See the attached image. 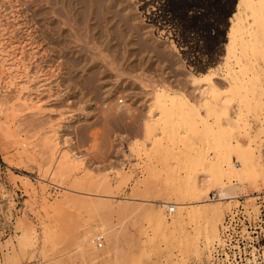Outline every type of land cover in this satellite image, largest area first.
<instances>
[{
    "label": "rangeland",
    "instance_id": "obj_1",
    "mask_svg": "<svg viewBox=\"0 0 264 264\" xmlns=\"http://www.w3.org/2000/svg\"><path fill=\"white\" fill-rule=\"evenodd\" d=\"M68 1L64 0L66 4ZM139 1L100 0L99 2L104 6L112 4L104 19L105 22L108 21L111 34L106 32L103 33L104 35L99 33L102 31L100 28L95 31L92 29L96 21L97 24L102 23V19L98 20L100 16L97 9L94 15L87 14L90 19L96 17L92 22L85 14L87 13L85 6L74 7L72 14L68 9L72 18L66 16L68 14L64 15L68 21L64 16L61 17L62 21L68 24L65 25L66 27L60 26V28L64 26V31L59 33L63 36L60 37L56 34L58 31L55 33L50 31L51 27L56 26L58 19L56 20V16L51 14L52 7L46 4V1L41 3L39 0H0V39L4 47L8 46L7 51L16 50L17 53H23L19 57L24 60L27 77L31 79L30 85L28 84L30 94L32 93L31 98L33 101L38 100L39 108L37 111L26 110L27 107H23L21 102H16L18 91L0 88V106L3 105L0 107L2 111L0 123L4 119V123L0 124V183L3 185V189L0 187V208L4 219L10 225V232L0 236V247L2 242L8 240L10 251L12 249V253L8 252L6 259L0 251V264L47 262L48 264L50 262L51 264L52 262L104 264L100 259L104 262L105 259L112 260L117 250L119 256L125 257L126 264H227L225 258L215 257V249L212 248L218 245L216 240L211 247L212 260H207L204 256L206 259L204 261L203 256L198 255L199 260L201 259V263H198V258L193 257L198 254L194 255L193 245L197 244L203 248L206 232L210 231L212 226L210 225L212 223H209L212 220L209 221L207 217L205 220L202 218L204 216L200 218L201 215L197 212L195 213L197 216L194 215L195 219L192 216L191 221L187 218L188 221L183 217V224L173 230L171 228L166 232L167 234L165 230H155L163 221H169L166 218L161 219L156 214L163 210L159 203L165 202L169 204V208H174L179 203L175 199L179 195L177 188L181 180L192 173L190 177L201 181L198 179H201L202 172L194 159L189 160L185 155L180 158L185 159L184 161L169 157L163 146L152 145V141L144 140L147 138L143 125L149 119L148 106L153 103L151 93L155 87L179 91L192 103L198 104V99L202 96H200L201 90L198 91L195 89L196 86L191 85V78L214 73L213 81L218 91L223 93L222 90L229 87L224 53L226 34L230 27L228 20L233 13L236 0H156L153 7L149 6L143 10ZM57 6L56 9L60 8L61 3ZM153 9L154 11H151ZM125 13H130L135 18V23L146 30L140 33L133 27L142 35L136 36L134 31H131L134 30L132 28L134 21L132 19L130 22L126 19ZM77 20L80 24L76 22ZM69 24L70 27L73 26L72 29L69 28ZM88 26L92 30L88 29ZM119 27L122 30V37L118 36ZM68 28L70 32L67 31ZM78 28L80 31L77 30ZM75 30L81 36L74 32ZM66 33L70 36L68 37ZM70 33H75L76 36ZM143 34L146 39L142 38ZM73 37H76V46ZM68 40L70 41L67 42ZM124 40L128 46L123 42ZM58 41L61 46H57ZM63 42L70 43V48H63L61 44ZM122 43L126 45L125 48ZM232 63L230 61V65ZM260 63L258 66L263 64L264 67V63ZM263 67H260L261 70ZM51 70L55 73L54 77L57 74V78L50 77L45 82V76L49 78L50 74L47 73H52ZM261 82L251 85L248 88L250 93H247L249 98L251 96L250 102H254V105L251 104L252 102L250 104L257 108H252L248 100L245 101L246 104L242 102L237 104L238 95H235V98L229 96L231 101L236 100L235 102L233 100V104L229 102V105H226L231 116L235 115L234 112L236 113L240 106L255 109V112L262 107L258 109L261 110L259 114L255 115H258V119L251 116V110L243 108V113L247 111L248 113L242 116L243 123H240V127L246 124L245 130L251 138L250 145L254 148L255 155L258 152L256 156H261L259 161L262 162L258 161L260 169L264 167V133L259 135V130L262 128L258 121L264 118V94L260 96L261 98L257 97L258 100L256 91L262 87L264 89V81ZM252 86H256V89ZM225 91L223 94H227ZM24 93L20 97H24ZM242 93L240 92L239 95ZM251 93L253 96L250 95ZM220 96V98L224 97L221 94ZM157 114L158 110L152 111L150 119L155 120ZM243 129L233 133L235 136L238 134L237 139L245 146L247 142L242 137ZM152 133V138L162 139L164 142L170 140L166 137L168 140L166 141L157 130ZM203 138L199 134L197 140L195 139V143H199L197 148L201 149L205 144ZM63 140H66L67 144L64 145ZM131 141L137 144L134 146L129 143ZM70 145L76 156L74 161L65 160L59 153L63 147L68 149ZM234 156H231L232 164L239 169L240 164ZM260 169L258 172L264 175V168L261 169L262 173ZM251 177L253 181L249 178L250 182L258 183L255 187L252 184L251 191L249 190L251 198H238L239 202L236 206H232L229 212L225 211L222 222L224 223V218L228 214L237 211L238 217L243 221L240 222L242 232L246 233L247 225L250 226V231L257 230L259 239H262L258 245L264 247V183L262 180L263 185H259L261 177L259 180L256 177V181L254 175ZM262 178L264 179V176ZM41 186H44L45 190ZM257 187L260 191L255 190ZM213 190L211 188L208 190V197L216 200V193ZM248 200L254 201L250 204ZM194 202L196 201L191 199L182 201L188 204L182 207L184 211L194 208L191 205ZM99 203L103 206H99ZM95 204L98 208L93 206ZM250 205L251 208L258 207V210L253 209L259 212L251 211ZM193 210L201 209L198 210L197 206V209ZM28 227L35 230L37 239L31 246L23 248L21 238ZM48 227L51 231H56L58 237L53 236L55 233H48ZM169 231H172L171 234ZM249 235L246 233L247 237ZM99 236L105 252H98L95 259L94 256L91 258L90 255H85L84 252L87 251L85 237L87 240L90 237V240L96 241ZM181 246L184 248L186 246V250ZM119 252H123L124 255L122 253L120 255ZM251 252L254 257H251ZM251 252L250 257H246L250 260L248 264H259L256 250L252 249ZM191 253L193 255H190ZM251 259L256 260L253 263Z\"/></svg>",
    "mask_w": 264,
    "mask_h": 264
},
{
    "label": "bare ground",
    "instance_id": "obj_2",
    "mask_svg": "<svg viewBox=\"0 0 264 264\" xmlns=\"http://www.w3.org/2000/svg\"><path fill=\"white\" fill-rule=\"evenodd\" d=\"M39 1H41V3H42V1H46V4H49V6L51 5V7H52L51 14L56 16V20L58 19V21L56 22V26H58V27H56V26L53 27V28L51 27L50 31H54L53 33L58 31V32H56V34H58V36H60V37L63 36L62 34H59L60 31L63 32L64 31L63 27L65 25L67 26V24H68L67 22L64 23V21H62L61 17H63L65 14H68L66 16H71V14L73 13V10H75L76 6L79 7L80 5L81 6L83 5V6H85L87 8V9L85 8L86 9L85 11L87 12L85 14H86L87 17L90 14L92 15L94 12L97 13V11H98V15L101 17V18L99 17L98 20L102 19L101 20L102 23L97 24V21H96V24L94 23L92 25V29L94 31H95V29L100 28L102 30V31L99 30V31H101V32H99L100 34L101 33L103 34V33H106V32L110 33L109 26H108V21L105 22L104 19H105V16L109 13L110 6L112 4L109 5V6H104V5H102L103 3L101 4L99 2L100 0H69V1L67 0L68 1L67 4L64 2V0H39ZM154 2H156V0H140L139 1L140 6H141L140 8L143 10L144 8H147L149 6L153 7V3ZM60 3H61V7L56 9L55 7L57 5H59ZM46 4H44V5H46ZM68 9H69V11L70 10L72 11V12H70L71 14L68 13ZM96 9H97V11H96ZM127 9H129V8H127ZM64 10H65V12H64ZM151 11H154V9L151 10ZM74 14H73V17H74ZM87 14H89V15H87ZM125 14H126L125 18L128 19L130 22H131L132 19H133V21L135 20V18L130 13H128V14L125 13ZM66 18L67 17H65V19ZM71 18H72V16H71ZM83 18H85V16ZM95 18L96 17H94L93 19H95ZM93 19L92 18L90 19L91 22L95 21ZM106 20H107V18H106ZM66 21H68V20L66 19ZM129 21H127V23ZM76 22H79V20H77ZM76 22H75V25L77 24ZM87 22H88V20H87ZM87 22H86V24H87ZM130 22H129V24H131ZM84 23H85V21H84ZM228 23H229L230 27L228 29V33L226 34L227 35L226 36V41L227 42H226V45H225L224 59H225V73H226V76L228 77L227 80L229 81V82L227 81L229 83V85H227V86H229L228 87L229 88V92H228V88L225 89L226 91L222 90L223 93L225 91V92H227V94L226 93L223 94V93H221V91H218L217 88L215 87L216 86L214 84L215 82L213 81L214 80L213 79L214 75L212 76V74H214V73L210 74L209 72H208L209 74H206V75L204 74V76H201V77L191 78L192 77L191 75H190L191 77H189V78L192 79L191 85L193 84L194 86H196L197 88L195 87V89H198V91L201 90L200 91V96L201 95L202 96H201V99H198L199 100V104L196 103V102L192 103V101H190L188 99V97L185 96V94L180 93L179 91L177 92V91H171V90H168V89H162V88H158V87L156 88L155 87L154 90H152L153 92L151 93L152 98H153V103L150 104V106H148L149 108H148L147 116L149 117V119H148L147 122H145L144 125L142 124L144 126L143 128H145V134H146L145 138H147V139H144V140L152 141V145L163 146V150H165L166 155L169 156V157L172 156V157H176V158L180 159L182 156L185 155V156H187L186 158H189V160L190 159H194V162L195 161H196V163L198 162L197 165L199 164L198 166L201 167L200 171L202 172V174H201V172L199 174L202 175L203 179H202V177H201V179H198V180H201V181H196L197 180L196 178L190 177V176H192V173H191V175L187 174L186 178L181 180V182L178 184L179 187L177 188V190L179 191V195L176 197L177 199H175V200L177 202H179V203H177L176 205L174 204L175 205L174 208H169L168 207L169 206L168 203H165V202L159 203L161 205V207L163 208V210L158 211L156 214H158L161 219H165L166 218L169 221L167 222L165 220L162 223H160L159 225H157L156 228H155V230L156 229L165 230L164 232L166 233L171 228L173 230V228H176V226L180 227V225L183 224L182 222L184 221L182 219L183 217H185L186 219L188 218L190 220L192 218V216L194 217V215H196L195 214L196 212H197V214L199 213V215H201V216H199L200 218L202 216H204L205 218L202 217L203 219L206 220L208 218V220L209 219L212 220V222H209L210 220L208 221L209 223H212V224H210L212 226L210 227L211 230L209 229L210 231L206 232V236L204 238L205 243L203 242L204 243L203 244L204 247L200 248L197 244L193 245L194 246L193 249L195 251L194 255H196L198 253L196 256H193V257H196V259L198 258L197 260H199V258H200L199 256L200 255L203 256V260L205 258H207V260L212 258L211 257V251H212V249L214 250L216 248L213 247L211 249V247H212V243L215 240H216V243L218 244V246L222 245V243H221V235L220 234H221V230H223V227H224V223L222 221H223V217H225L224 214H226L225 211H228V210L230 211V208L232 206H234V205L236 206V203L239 202L238 198H240V197H244V198H248V199L251 198V194H250L251 192L249 193V190H250V188H252V186H253L252 184H254V187H255V185L258 186L257 185L258 183L250 182L251 180L249 178L252 179L251 176L254 175L255 178L254 177L253 178H254V181H256L257 179L259 180V177H261L259 185H263V183H264V179L262 178L264 175L260 174V172H258L259 171L258 169H260V165L258 164V161L260 159L259 157H261V156L257 157L258 156V152H257V154H256L257 156H256L255 153H254V148H252V146L250 145V142H251L250 139L251 138L249 137V133L245 130L246 124L242 125L243 127H240L241 126L240 123H243V119H244L242 117L243 115L245 116V114L248 113L249 110H251V112L254 113V115H252V113H251V116H254V117H256L255 119H258L257 118L258 115L257 116H255V115H256V113L261 111V110L258 111V109L262 108V107H259L258 109H256V112H255V109L254 110L252 109V108H257V107H254V106L251 105L254 102L253 101H251L252 103L250 102V98H251L250 95H252V93L249 95L250 96V98H249L248 94L250 93L249 92L250 89H248V88H250V86L253 85V84L256 85V84H258V82H260V81L263 82L264 81V71H263L264 67H263V64H261V63H264V0H236L235 5H234L233 13H232L231 17L229 18ZM78 24H80V22ZM53 25H54V23H53ZM61 25H64V26L62 28H60ZM70 25L71 24L68 25L69 28H71V27L73 28V26L70 27ZM139 25L140 24L135 23V21H134L133 26L132 25L131 26H132V28L133 27L137 28L138 32L141 33L144 30V28L142 29ZM75 27L76 26H74V28ZM85 27H87V26H85ZM112 27H113V25H112ZM56 28H57V30H55ZM69 28L67 29V31L70 32ZM82 29H84V28H82ZM88 29L92 30L91 27H89V26H88ZM119 29H120V27H119ZM137 29L136 30L134 29V30H131V31H134L136 36L142 35V34H139L137 32ZM139 29H141V31H139ZM77 30H79V28ZM121 31L122 30L120 29L119 32H118V36L122 37ZM144 31H146V30H144ZM74 32H76L78 35L80 34L76 30ZM90 32H92V31H90ZM90 32H89V34H91ZM68 33H66V34L69 37L70 35ZM85 33L83 32V34H85ZM142 33H144V32H142ZM66 34H64V35H66ZM70 34H73L74 36H76L75 33H70ZM92 34H94V33H92ZM145 34H146V32H145ZM145 34H143V37L142 36L141 37L144 38ZM79 36H81V35H79ZM94 36H96V35H94ZM111 36H113V35H111ZM114 36H115V34H114ZM123 37H125V35ZM70 38L72 39V37H70ZM75 38H74V41H75ZM90 38H92V37H90ZM109 38H111V37H109ZM127 38L128 37H126L125 40H127ZM77 39L79 40V38H77ZM120 39L121 38H119V41H120ZM133 39H135V38H133ZM144 39H146V38H144ZM70 40H68L67 42H69ZM125 40L123 42H125ZM62 41H63V39H62ZM74 41H72L71 44H73ZM76 41L74 42V44H75L74 46H76ZM108 41L110 42V40H108ZM67 42L61 43L63 45V48H67V49L70 48L71 45H70V43L67 44ZM79 42H80V40H79ZM58 43H59V41H58ZM128 43H130V42L128 41ZM51 44H54V43H51ZM77 44H78V42H77ZM83 44L85 45V43H83ZM110 44H111V42H110ZM59 45H60V43L57 46H59ZM91 45L93 46L92 43H91ZM121 45L124 46L123 48H125L127 43H126V45L123 44V43ZM108 46H109V44H108ZM108 46L106 45V47H108ZM88 47H89V45H88ZM7 48H8V46H7ZM7 48L4 47L3 41L0 39V75H1V77H0V79H1L0 86L1 87L0 88L4 87L5 89H15L16 91H18V94H19V96L16 95L17 96L16 102H21L23 107H25V108L27 107L26 110L27 109H31L33 111H37V110H39V108H38V100L37 101H33L32 98H31L32 97V95H31L32 93L30 94L31 90L29 89V86H28V84L31 82V79L29 77H27V74H26L27 68H26V66L24 64V60H22V58L19 57V55L23 54V53H17L16 50L7 51L8 50ZM93 49H95V47ZM93 49H92V51H93ZM113 50H114V48H113ZM33 51H34V49H33ZM95 51H97V50H95ZM70 52L71 51H69V53ZM118 52H120L119 49H118ZM67 55H69V54L67 53ZM102 55L104 56V54H102ZM121 55H123V54H121ZM71 58H73V57H71ZM74 58H76V57H74ZM92 59H94V57ZM111 60H112V58H111ZM257 60H259V61H257ZM75 61H76V59H75ZM75 61H73V62H75ZM89 61H91V60H89ZM230 61L233 62L232 63L233 66H231L232 64L230 65ZM95 63H97V62H95ZM113 63L114 62H112V64ZM259 63L261 64V66H258ZM90 64H89V66H90ZM92 64H93V62H92ZM110 65H111V63H110ZM117 65H119V64H117ZM79 66H82V65H79ZM68 67H70V66H68ZM105 67H106V65H105ZM260 67H263V69L261 70ZM93 68H95V67H93ZM107 68H106V70H107ZM110 68H113V67H110ZM73 69H75V68H73ZM100 71H101V69H100ZM48 74H50L49 78H46V76H45V82L48 81L50 79V77L52 78L55 75V73L53 71H52V73H47V75ZM102 74H104V73H102ZM56 76H57V74H56ZM56 76L54 78H57ZM226 76H225V79L227 78ZM222 78H224V77H222ZM152 85H154V83ZM260 86H262V84ZM255 87L256 86H254L253 88H255ZM97 88H99V87H97ZM257 88H258V85H257ZM38 89H37V91H39ZM251 90H253V89L251 88ZM257 90H259V91H256L257 92L256 98L257 97L261 98L260 96L262 94H264V89L262 87V88H259ZM23 92H25L24 93L25 96L24 97L23 96L20 97V95H22ZM240 92H243L242 93L243 95L242 94L239 95ZM36 93H38V92H36ZM220 94L223 95L224 97L220 98L221 97ZM235 95L239 96L238 97L239 101L237 100L238 101L237 104L239 102L240 103L242 102V104H246L247 102H245V101L248 100L249 104L251 103L250 105H251L252 108L251 109L250 108L247 109L246 105H245L246 107H244V106L241 107L240 106L238 111H236V113L234 112L235 115L231 116V113L229 114V112H228L229 107H227V106L229 105V102L231 104H233L232 102L234 100L233 99L231 101L230 100L231 98L229 96H234V98H235L236 97ZM105 96H107V95H105ZM103 98H105V97H103ZM224 99L225 100L227 99V101L229 99L230 101L227 102ZM235 100H234V102H235ZM224 102H226L227 104L224 103ZM255 103L258 105L257 101ZM196 104H198V105H196ZM249 104H248V107H250ZM261 104H259V105H261ZM1 106H3V105L1 104ZM231 107H233V106L231 105ZM243 108H246L244 110H248V111L247 112L244 111L246 113H243ZM156 110H158V114H157L158 117L155 120H153L152 118L150 119L152 111H156ZM200 110H202V111L204 110V111L200 112ZM1 112L2 111L0 110V116L2 115ZM148 117H146V118H148ZM3 121H4V119L2 120L1 123H4ZM258 122L260 123L259 124L260 128H262V129L259 130V135H261V134L263 135V133H264V118L262 120H259ZM52 128H53V126H52ZM241 128L242 129L244 128L243 129L244 130V134L242 135V137L247 142L245 146L242 145L241 142H239V140L237 139L238 138V136H237L238 134L235 136L234 133H233L234 131H239L238 129H241ZM154 130H157L158 132H160L161 135H163L165 137L166 141H168L167 139H170V140L168 142H164V141H162V139L152 138L153 137V133H154V132L152 133V131H154ZM54 134H56V133L54 132ZM199 134L202 135V138L204 137L203 138V140H204L203 143H205L201 149L197 148V144H199V143H197V142L195 143V139L199 136ZM166 137H167V139H166ZM66 140H63V141H65V142H63L64 145L67 144ZM200 141H201V139H200ZM70 142H71V140H70ZM129 143L133 144L134 146L137 144L135 141H131ZM57 152H59V150ZM59 153L67 161H74L76 159V156L74 155V151L72 150L71 145H70V147L68 149L63 147L60 150ZM259 154H261V153H259ZM232 155L236 156V158H237V160H238V162L240 164V168L239 169L235 168V166L232 164V161H231V156ZM184 160H181V161H184ZM259 162H262V161H259ZM187 163H188V161H187ZM257 165H259V166H257ZM263 168H261V169H263ZM261 173H262V170H261ZM250 174H252V175L250 176ZM258 174H260V176H258ZM256 177H257V179H256ZM262 180H263V183H261ZM252 181H253V179H252ZM27 185H28V183H27ZM2 186L3 185L0 183V187L1 188H2ZM41 188H43L45 190L44 186H41ZM210 188L212 190L214 188L213 192L216 193L215 194V197L217 198L216 200H211L208 197V192H209L208 190ZM258 189H259V187H257V189L255 188V190H258ZM41 191H42V189H41ZM258 191H260V189ZM189 198L192 201L193 200L196 201V202H194V204H191V205L195 209H197V206H198V210L199 209H201V210H199V211L196 210L195 211V210H193L194 208L191 207L192 211L191 210L190 211L189 210L188 211L187 210L184 211V209L182 207H184L185 205H188V204L182 203V201H188V200H190ZM252 201H254V200H252ZM252 201L248 200V202H250V204L253 203ZM187 203H189V202H187ZM50 204H51V202H50ZM95 205H93V206L97 207V205L96 206ZM49 206L50 205H47V207H49ZM99 206H101V203H99ZM199 206H200V208H199ZM104 207H105V205H104ZM210 207H212V208H210ZM205 208H209V209H205ZM253 208H256V207H252L251 208V205H250V209H252L251 211H253L255 213L256 210H258L257 209L258 207L256 208L255 211H254ZM246 209H247V207H246ZM169 211H171V212L168 213ZM257 212H259V211H257ZM232 213H234V212H232ZM2 214H3V212H2ZM193 219H195V217ZM224 219H226V218H224ZM197 220H199V219H197ZM252 220H255V219L252 218ZM218 226H221V227L219 228ZM101 228H103V227L101 226ZM47 230H48V233L49 232H52V234L55 233V235H53V236L56 238V236H57L56 235V231L55 232L51 231V229L49 227H48ZM181 231H182L181 233H183L182 227H181ZM155 232H157V231H155ZM169 232L171 234L172 231H169ZM161 233H163V231H161ZM1 235H3V234H0V236ZM50 235H51V233H50ZM87 235L90 236V234H88V233H87ZM100 238L101 237L99 236V238H98L99 241H100ZM21 239H22V247L23 248H27L28 246H31L32 244H34L35 240L37 239V234H36V232H35V230L33 228L28 227L26 232L24 233V235L22 236ZM63 239H64V237H63ZM88 239L89 240H87L86 237L84 239V241L85 240L87 241V243H86L87 251H85L84 254L88 255V256L90 255L91 258L94 256V259H95V256H97L98 252H103L104 251V248H102L103 244H102L101 241H100L101 244H97L98 240H96V241L90 240L91 239L90 237ZM94 242H97V243H94ZM184 245H186V244L184 243ZM201 245H202V243H201ZM99 246H100V249L98 248ZM181 248H184V247L181 246ZM186 248L187 247L185 246L184 250H186ZM191 249H190V251H191ZM0 251H1V254L3 255V257L5 259L8 257V252H9V254L12 253V249L10 251V243L8 242V240L2 242L1 247H0ZM116 252H118V250L115 251V256L113 257L112 260L111 259L110 260L109 259L108 260L105 259V262L102 259H100V260L103 261L104 264H126L125 263L126 260L124 261L125 257L123 256V258H122V256H119ZM119 253H120V255H121V253L124 255L123 252H119ZM84 254H82V255H84ZM252 254L253 253L251 252V257H254ZM190 255H193V254L191 253ZM224 255H225V261H226L227 264H248V261H250L249 259L246 258V262L245 263H234V262H230V260L228 259V255L227 254H224ZM204 256H205V258H204ZM215 257H217V256H215ZM91 258H90V260H93ZM98 258H100V257H98ZM197 260H196V262H197ZM200 260H199L198 263H201ZM251 260L254 263V260H256V259H254V260L251 259ZM257 260L260 261L259 264H264V251H263L262 255H260V258H257ZM49 261H51V260H49ZM141 261H143V260H141ZM208 263H209V261H208ZM41 264H48V262L47 263H41ZM50 264H51V262H50ZM52 264H54V263L52 262ZM55 264H57V263H55ZM58 264H61V263H58Z\"/></svg>",
    "mask_w": 264,
    "mask_h": 264
},
{
    "label": "built area",
    "instance_id": "obj_3",
    "mask_svg": "<svg viewBox=\"0 0 264 264\" xmlns=\"http://www.w3.org/2000/svg\"><path fill=\"white\" fill-rule=\"evenodd\" d=\"M240 222L243 221L238 217L237 211L226 216L224 227L220 234L222 245H215L216 249L214 254L217 257L225 258L224 254H227L231 262L245 263L246 257H250L249 253L252 249L256 250V256L258 258L262 255L264 247L258 245L262 239H259L257 230L250 231V226H245V228H248L246 229V233L250 234L247 237L246 233L242 232V224ZM7 232H10V225L4 219L2 209L0 208V234H6ZM98 244H101V242H98Z\"/></svg>",
    "mask_w": 264,
    "mask_h": 264
}]
</instances>
